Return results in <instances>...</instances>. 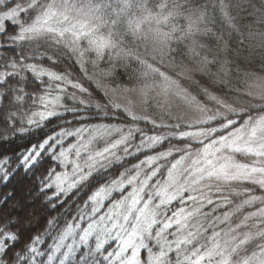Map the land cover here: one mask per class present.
<instances>
[{"label":"snow or ice","instance_id":"snow-or-ice-1","mask_svg":"<svg viewBox=\"0 0 264 264\" xmlns=\"http://www.w3.org/2000/svg\"><path fill=\"white\" fill-rule=\"evenodd\" d=\"M218 4L224 22L237 30L228 5ZM213 23L208 5L197 0H0V140L92 107L104 116L119 110L137 122L94 125L87 139L85 128H65L20 155L16 167L36 174V191L0 195V206L11 204L15 213L0 219V264H264V76L245 80L242 102L209 93V107L176 78L190 79L191 70L173 77L147 58L162 64L183 47L207 68L215 59L201 56L207 49L201 38L215 36L227 49ZM130 43L143 45L146 58ZM60 56L74 59L90 80L86 63L107 62L102 71L111 76L114 60H135L143 71L127 91L142 108L131 99L122 106L106 88L93 98L70 71L56 70ZM174 98L194 119L173 116ZM26 101L36 107L21 115ZM153 104L159 121L147 114ZM138 122L172 131L149 134ZM66 136L77 142L65 148ZM46 155L71 165V172L51 166L38 172ZM129 157L137 158L130 167ZM9 163L0 161V182L13 175ZM116 166L121 170L112 173ZM48 189L56 197L78 190L84 198L62 226L49 220L44 232L25 238L33 223L28 200Z\"/></svg>","mask_w":264,"mask_h":264},{"label":"trees","instance_id":"trees-1","mask_svg":"<svg viewBox=\"0 0 264 264\" xmlns=\"http://www.w3.org/2000/svg\"><path fill=\"white\" fill-rule=\"evenodd\" d=\"M17 2H19V0H17ZM197 2L208 5L209 12L212 14L214 21V23L212 24L213 30L217 35H223L224 41L227 39L229 34L230 36H233L237 34L236 32L239 33L241 31L240 33L242 39H244V52H248V49H246V43H249L251 46L248 47H251V55H253L249 60L246 70L264 72V23L261 22V11H264V1L224 0V2L228 5V11L230 15L234 17L233 21H237V30L230 28L224 22L218 8V0H197ZM8 3H12V0H8ZM214 3L217 4L216 9H213L211 6L214 5ZM210 37L211 36L201 38L203 43L206 40L213 43V47L211 48L206 44L207 49L201 52V56L207 55L209 59H211L214 55L218 57L222 53L223 48V43H218L215 36H213L214 39H209ZM129 47H133L135 54L140 55L141 58H146L143 45L136 49L134 45L130 43ZM43 50L44 48H41V51ZM49 51H51V49H49ZM173 55H175L174 59L166 57L164 63L162 64L158 63V61L151 60L150 57L147 58L149 59L150 63L157 64V66L161 67L162 71L165 70L168 74L173 72L171 67L175 64L176 58H183L184 61L181 63V68L185 66L191 68L193 66L195 57L186 49H178V51L174 52L172 56ZM112 63L115 64L116 69L111 76H105V72L102 71L109 69L110 65L107 62L100 63L98 68H93L91 63H86L85 67L87 68L89 76L93 77V74L96 72L101 77L102 81L107 82L113 87L135 88L141 77V72L143 71L142 66L135 60H114ZM97 69L99 70V72H97ZM56 70L70 71L72 73L73 79L79 80L92 92V94H94L93 98L99 99L101 96H103L102 92L96 89V85L93 79L90 80L85 77L84 73L81 72L79 65L75 63L74 59L68 58L66 56H60L59 66ZM207 75V78L201 77L200 82L204 86L210 87V85L213 83V81H211L212 75L209 72H207ZM72 91L74 90L69 87V92ZM83 95L84 94H81V96ZM238 96V93L234 96H231L230 94L227 95L231 102H241L238 101ZM104 100L105 102L107 101L105 98ZM65 102L68 103L70 107H83L80 105H74L73 102L68 100H66ZM35 107L36 106L33 105L31 101H26V103L21 108L20 114L24 115V113L28 112L30 109H34ZM112 112L116 113V115L110 114L108 116H104L103 114H97V110L95 109V107L87 108L84 110V112L80 113L69 112L62 117H55L44 121L43 126L40 128L33 127L29 132L25 134L21 135L19 133H16L7 141L0 140V161H2L4 157L9 158V167L13 169V175L11 176L9 181L7 183L0 182V195H4L8 192H13L17 197H22L28 191H36V182L33 179V175L36 174H26L24 173L22 168H17L16 165L19 162L20 155H22L25 150H28L31 146L42 142L48 136L55 135L58 131L64 130L65 128L70 131H75L77 128H85L87 131V129H90L94 125L98 124L124 126L132 122L130 118L126 117L122 112H119V110L113 109ZM151 113L156 116L161 115V113L153 112V110H151ZM81 116H85L87 118L81 119ZM67 121H71V123L68 124L66 123ZM2 127L3 126L0 125V128ZM144 130L149 134H153L156 132V130L149 128H145ZM158 132H160V134L163 133L161 129ZM86 135L87 136H84L85 139L88 138V134ZM75 140L76 137H64V147L66 148L67 146L75 142ZM167 146L168 145L166 142L160 146L159 150H164ZM143 156L144 154L142 153L139 158L142 159ZM136 161V157H129L126 161V165L130 167L131 163H135ZM49 166L56 168L57 172H62L64 170V165L60 164L56 160L48 159L46 155L45 159L42 161V165L38 169V172H42L44 169L49 168ZM118 170L121 169H119V166H116L113 167L111 171L112 173H115ZM85 191H87V189H85ZM77 193L78 190H74L67 197H64L63 195L61 197H56L55 189H48L47 195L40 194L39 196H33L32 199L28 200L27 207L30 205L35 206L34 212L36 214L34 215L31 213V216L33 217V223L28 231L25 232V238H27V236L31 233L44 232L48 227L49 220H55L62 226L63 221L68 219L70 211L72 215H75V203L84 198V192H79V194ZM48 197H52V199H49ZM60 200H63L64 203L61 204L59 202ZM53 204H55V206H53ZM13 214L15 213L13 212L11 204L6 207L0 206V219L6 218L7 216ZM50 242L51 241L49 240L48 243Z\"/></svg>","mask_w":264,"mask_h":264},{"label":"rangeland","instance_id":"rangeland-1","mask_svg":"<svg viewBox=\"0 0 264 264\" xmlns=\"http://www.w3.org/2000/svg\"><path fill=\"white\" fill-rule=\"evenodd\" d=\"M264 1V0H263ZM213 9H216L217 4L214 3V5H211ZM219 8V7H218ZM233 23L236 25V29H238V24L237 21H233ZM236 32V31H235ZM241 32V31H240ZM236 32L237 34L230 36V34L228 35L227 39L225 40L227 42V49H224V45L222 48V53L217 57L216 55H214L211 59H215V62L208 65L207 68H202L201 64H200V60L199 58L195 57L194 61H193V66L190 68L188 67H182L185 69H189L192 72V76L190 79H186L183 77H176V73L181 71V63L184 61L182 57L176 58V62L174 65H172V73H169V75H172L173 77H176L179 79L181 86L185 89L188 90V92L195 96L197 98L198 101H200L203 104L208 105L209 107H214L213 103L208 99V94H214L216 96H219L229 102H231L229 100V98L227 97L228 94H230L231 96L236 95L237 93L239 94L238 96V101H243L244 97H243V91H245V80L248 79V77L250 75H255V76H264V72H258V71H250V70H246V67L249 63V60L252 58L253 55H251V46L249 43H246V49H248V52L245 53V47H244V39H242L241 33ZM209 39H214L213 36H211ZM205 44H207L210 48L213 47V43L209 42V41H204ZM183 47H181L180 49H182ZM185 49V48H184ZM178 51V50H177ZM173 57H175V55H173ZM256 59V58H255ZM165 71V70H163ZM97 72H99V70L97 69ZM166 72V71H165ZM207 72H209L212 76H211V81H213V83L210 85V87L208 86H204L200 80L201 77L203 78H207ZM221 80H223V82H220ZM93 81L96 85V89L100 92H102L103 94V90L102 89H107L109 92V96H111L113 99H115L118 103H120L122 106L127 105L128 101L134 100L137 106V111L139 112L140 109L142 108V105L140 103L139 98H137L134 94L129 93L127 91V89H132V88H127V87H123V88H116L111 86L110 84H108L105 81L101 80V77L95 72L93 74ZM99 85V87H98ZM235 85V88H234ZM235 90H234V89ZM113 89H115L116 91L113 93ZM206 90V91H205ZM226 92V94H225ZM237 92V93H236ZM81 95V94H79ZM94 95V94H93ZM106 100L108 99V97H104ZM151 110H153V112H159L160 111L156 108L155 104H153L152 106L149 107L148 110V115H151L153 118L157 119L158 121L160 120L161 115H153V113H151ZM172 114L173 116H181L184 117V120H191L194 119V114L193 112L189 109V107L187 105L184 104V102L182 100L176 99L174 98L172 101ZM164 122L165 123H176V120H169L167 117H164ZM180 123H184V121H179ZM132 123V122H131ZM137 123V122H134ZM139 127L145 129V128H149V129H153L156 130L155 133L153 134H160V129L158 128H153L151 124H146L144 122H138ZM142 124V125H141ZM113 126H117V125H113ZM148 126V127H147ZM161 131L163 132L162 134H167L168 132L172 131L171 129H161ZM86 134H88L87 131H85V133L83 134V136H87ZM175 141V140H173ZM172 144H176L175 141ZM77 142V137L75 142ZM138 142V141H137ZM167 142V145L169 144L168 141H165V143ZM72 143V144H73ZM71 144L67 147H70ZM66 147V148H67ZM151 154V153H150ZM68 171L69 173L71 172V165H69L67 167V169L64 167V170L62 172ZM256 194H260L259 190H257ZM35 206H28V211L31 214H36L34 212V208ZM31 214V215H32Z\"/></svg>","mask_w":264,"mask_h":264}]
</instances>
